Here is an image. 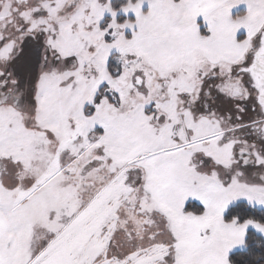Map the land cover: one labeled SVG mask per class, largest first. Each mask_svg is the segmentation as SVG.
Here are the masks:
<instances>
[{
	"label": "snow or ice",
	"instance_id": "1",
	"mask_svg": "<svg viewBox=\"0 0 264 264\" xmlns=\"http://www.w3.org/2000/svg\"><path fill=\"white\" fill-rule=\"evenodd\" d=\"M0 264H264V0H0Z\"/></svg>",
	"mask_w": 264,
	"mask_h": 264
}]
</instances>
